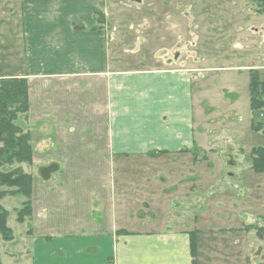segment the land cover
Masks as SVG:
<instances>
[{"label":"crops","instance_id":"1","mask_svg":"<svg viewBox=\"0 0 264 264\" xmlns=\"http://www.w3.org/2000/svg\"><path fill=\"white\" fill-rule=\"evenodd\" d=\"M116 2L0 0V79L28 86L20 125L32 148L30 251L37 264H232L212 256L209 242L218 253L219 239L199 224L209 200L201 211L195 193L186 216L193 221H184L186 166L178 160L203 148L196 75L226 70L178 67V53L168 52L179 37L166 15L137 19L143 33L126 28L137 36L127 44L108 18Z\"/></svg>","mask_w":264,"mask_h":264},{"label":"rangeland","instance_id":"2","mask_svg":"<svg viewBox=\"0 0 264 264\" xmlns=\"http://www.w3.org/2000/svg\"><path fill=\"white\" fill-rule=\"evenodd\" d=\"M116 3H121L120 7L109 9L108 18L112 15L117 20L116 25L127 44H130L128 40L143 33L137 19L164 18L166 15L171 24L169 28H176L179 37L178 45L168 52L171 59L178 53L175 60L178 67L191 69L199 66L204 69L210 65L212 69L225 68L222 73L211 70L196 75L199 78L195 80L194 120L196 131L200 133V148H203L193 156L178 159L186 166L183 219L188 223L193 221L192 216H186H190L187 211L193 201L198 200L194 199L195 193L199 197V210L202 211L209 200L206 209L209 211L204 214L206 216L199 217V224L204 230H215L219 239L216 240L218 253L211 250L213 246L209 242L212 256L232 258V264H242L241 260L246 261L244 264H264V173L254 172L251 160L253 148H264V128L255 132L250 125L251 120H256L264 127V108L253 114L250 111L248 84L251 69L243 72H228L226 69L253 62L257 68L255 71L262 77L264 0H117ZM146 3L158 5L149 9ZM136 4L140 5L139 8H135ZM126 28L137 36L129 34ZM170 37L167 32L165 38L169 40ZM175 49L177 52L172 54ZM23 119L25 116L18 117V126L21 127ZM21 168L29 173L25 164ZM24 201L17 195H6L0 200V206L8 212L7 225L13 232L12 242H4L0 236V264H37L34 251H30L27 242L28 219L17 220V212ZM214 210H220L221 215ZM246 226L254 229L246 232L243 230ZM221 229L232 230V235L220 238L217 231ZM235 241L240 243L237 245ZM30 253L33 259H30ZM205 255L207 257L206 252ZM50 264H59V260L52 259Z\"/></svg>","mask_w":264,"mask_h":264},{"label":"trees","instance_id":"3","mask_svg":"<svg viewBox=\"0 0 264 264\" xmlns=\"http://www.w3.org/2000/svg\"><path fill=\"white\" fill-rule=\"evenodd\" d=\"M260 89V93H258ZM249 107L253 114L264 108V73L249 72ZM28 86L25 79H0V200L6 195H17L25 199L17 212L18 222L32 216V175L25 173L21 165H31L32 148L30 134L17 125L18 117L29 112ZM251 130H263L261 121L251 120ZM264 132V130H263ZM186 152V149L183 150ZM252 170L264 173V148L251 150ZM15 165L17 167L13 168ZM4 168H8L5 170ZM7 189V190H2ZM8 212L0 206V236L4 242H12L13 232L7 225ZM254 229L253 226L245 230ZM259 233V230H258ZM190 247L193 257L196 255L195 233H190ZM194 263V262H193Z\"/></svg>","mask_w":264,"mask_h":264}]
</instances>
